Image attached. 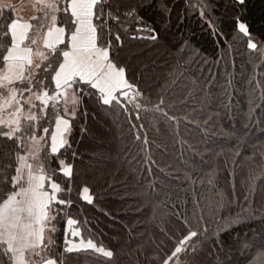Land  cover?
<instances>
[{
	"label": "snow or ice",
	"instance_id": "6c2138e0",
	"mask_svg": "<svg viewBox=\"0 0 264 264\" xmlns=\"http://www.w3.org/2000/svg\"><path fill=\"white\" fill-rule=\"evenodd\" d=\"M231 2L239 10L235 15L239 32L249 37L248 48L257 50V43H253L250 37L249 26L240 20V13L247 8V0ZM37 3L41 5L43 15L33 17L35 26L12 21L5 23L0 30V137L15 145V174L9 171L13 168L10 162L0 167V264H67L73 258L66 254L89 250L101 254L106 258L107 264H113L119 255L127 256L129 264H169L173 258H177L178 264H264V228L248 235H236L231 231L233 220L230 218L216 221L217 230L213 233L206 226L204 209H200L201 215L197 221L202 227L198 231L189 228L188 235L178 242L179 246L174 248L167 259L159 256L158 252L149 257L142 248L126 249L119 244L115 250L97 247L92 239L81 237L79 229L71 228L78 223L72 218L67 219L68 227L64 229V251H56L54 233L57 231L58 219L73 204L79 208V202L70 196L72 185L79 177L74 174L73 166L66 162L80 156L73 146L72 137L77 125L83 137L89 131L87 124L90 117L95 119V114L100 110L112 115L114 120L125 113L139 110L136 111L135 120L131 116L126 117L127 131L134 135V140L132 145L124 149L127 156L137 160L139 152H146L148 146L155 144L154 140L149 139L141 111L158 114L163 124L176 137L181 135L180 124L185 123L187 130V124L192 121L187 115H177L174 111L175 104L163 93L158 94L156 101L146 96L145 89L141 88L135 78L130 58L123 56L128 47L124 36H128L129 40L148 39L157 44L162 42L163 37L156 21L141 15V11L156 8L161 14L160 23L165 24L167 22L164 17L170 15V9L163 0H37ZM199 7L203 9L200 12L203 19L213 5L209 0H204ZM132 23L138 26L134 32H129ZM209 23L215 36L219 30L214 23ZM34 27L37 32H43V49L46 51L32 47L38 43L36 38L29 36V30ZM180 50L183 51V48ZM260 53L264 56V45L261 46ZM207 84L208 91L201 101L202 105L208 104L212 95L211 88L215 86V77L211 74ZM249 85V91L253 93L258 87L261 99L264 100V81H249ZM230 87H233L231 79L225 86L226 94H229ZM25 93L29 95L25 97ZM86 98L94 105L91 110ZM122 98L132 104L131 109L122 103ZM194 98V94L189 92L180 99V104L187 109ZM36 101L39 103H35ZM225 107L230 109L231 104ZM258 111H264V103L252 100L246 129L264 126V119L256 115ZM203 123L204 151L217 158L225 156L223 147L217 150L210 147L208 142L218 138L231 142L234 138L237 142L234 155H241L239 146L247 142L244 135L223 129L219 132L213 130L215 121L211 115ZM179 143L182 146L181 159H184L183 152L187 151L193 156L200 155L202 163L209 162L198 144H187L185 148V141L181 139ZM133 146L138 148L137 153L132 152ZM229 147H232L231 144ZM22 152L25 154H21ZM7 155L11 156L10 153ZM137 163L147 165L148 176L154 175L151 165L159 167V163L150 155L141 157ZM225 163L227 164V160ZM57 169L61 170L62 177L67 178L63 186L59 182L61 177L56 174ZM160 171L165 176L172 175L164 168ZM261 175H264V170ZM87 179L85 174L84 181L87 182ZM111 187L113 186L109 185ZM89 191L90 186L83 187V200L122 229H127L131 237L135 224H122L123 217L113 215L102 206L98 207L100 198L88 195ZM255 192V184H250L244 200L250 201ZM161 195H168L164 181L145 180L137 196L135 211L144 216L152 212L154 218L153 208L158 206L157 201ZM233 195H236L235 190ZM62 205L65 207L62 208ZM254 212L253 204L248 203L247 213L238 215L235 219L240 220L244 216L250 219ZM174 214L178 221L183 220V223L177 225L183 230L188 225L186 213ZM90 222L86 218L83 223L87 225ZM261 223L264 224V216H261ZM163 224L164 221L161 220V232L167 235ZM225 225L229 226L228 240L220 235V229ZM69 228L73 238L80 237L78 243L75 239L69 241ZM209 235L214 236L213 249L209 250L212 261L207 260L203 247V242L209 239ZM193 237L199 243H189ZM159 247L157 243V248ZM141 255L145 257L144 261L140 260Z\"/></svg>",
	"mask_w": 264,
	"mask_h": 264
},
{
	"label": "trees",
	"instance_id": "16d2710c",
	"mask_svg": "<svg viewBox=\"0 0 264 264\" xmlns=\"http://www.w3.org/2000/svg\"><path fill=\"white\" fill-rule=\"evenodd\" d=\"M163 2L170 9V15L164 17L167 22L165 24L160 23L161 14L156 8L147 12L141 11V15L156 21L163 37L162 42L157 44L148 39L129 40L128 36H124L128 47L123 56L130 58L135 78L141 88L145 89L146 96L156 101L158 94L163 93L175 104L174 111L177 115H187L192 123L187 124V130L185 123H181V135L176 137L172 135V130L163 124L158 114L140 112L148 129L149 139L154 140L155 144L148 146L146 152H139L137 160L145 155L154 158L159 167L156 164L151 165L153 176H148L146 164L137 163V160L127 156L124 151L134 140V135L127 131L126 117L131 116L135 120L136 111L139 110L125 113L118 120L100 110L95 114V119L90 117L87 124L89 131L83 137L77 125L73 129L72 137L73 146L80 156L75 160L70 158L66 162L73 166L74 174L79 177L72 185L73 191L70 194L74 201L79 202V208L73 204L72 208L68 209L66 214L62 213V218L58 219L57 231L54 233L58 253L64 251V229L69 218L78 221L74 228L80 230L81 237L92 239L97 247L115 250L119 244L126 249L142 248L149 257L158 252L159 256L165 259L179 246L178 242L188 235L189 228L198 231L202 227L197 222L201 215L200 209L205 210L206 226L213 233L217 230L216 221L230 218L233 220L231 231L236 235H248L264 228L261 223V216H264V175H261L264 170V126L245 128V124L249 122L248 113L252 100L264 103L258 87L254 93L249 91V81H264V56L260 53L261 46L264 45V0H247L246 10L240 13V20L249 26L250 37L253 43H257V50L248 48L249 37L239 32L235 18L239 10L233 7L231 0H209L213 7L207 10L208 15L203 19L200 16L203 9L199 5L204 0ZM42 15L41 12L39 17ZM12 21H15L13 7L0 9V30L4 28L5 23ZM209 21L219 30L215 36ZM32 24L35 26L36 21ZM137 26L132 23L129 32H134ZM210 74L215 77V86L211 88L212 95L208 104L202 105L201 101L208 91L207 81ZM229 79L233 85L228 88L230 95L225 92ZM52 87L54 88V85ZM189 92H192L195 98L185 109L180 104V99ZM24 95L27 97L29 94ZM86 103L90 110L94 107L87 98ZM122 103L127 108H132L128 100L122 98ZM228 104H231L230 109L225 107ZM210 115L215 121L213 130L219 132L223 129L245 136L247 142L240 144V156L234 155L237 143L234 138L231 142L222 138L208 142L210 147L217 150L223 147L225 156L217 158L204 151L203 122ZM256 115L264 119V111H258ZM181 139L186 142L185 148L187 144H198L204 158L209 162L202 163L200 155L193 156L187 151L183 152L184 159H181ZM229 144L232 147H229ZM14 149L12 141L0 137V167L10 162L13 168L9 171L13 175ZM132 152L137 153L138 148L133 146ZM233 161L236 163L233 164ZM161 168L172 175L165 176V173L160 171ZM56 174L61 177L59 182L63 186L67 178L62 177L60 169H57ZM85 174L88 177L87 182L84 181ZM253 176L256 178L252 179ZM155 179L165 182L168 195L159 197L158 206L153 208V218L152 212L144 216L135 211V206L141 184L145 180ZM250 184H255L256 192L250 201L246 202L244 194ZM109 185L113 187L109 188ZM85 186H90L88 195L100 198L98 207L102 206L113 215L123 217L122 224H135L131 237L127 229H122L83 200ZM248 203H252L255 209L252 218L244 216L236 220L238 215L247 213ZM213 209L218 211L214 212ZM174 213H186L188 225L183 230L177 227L183 220L178 221ZM86 218L91 222L84 225ZM161 220L164 221L167 235L161 232ZM228 230V225L220 229V235L226 240L230 239ZM69 234L70 230L68 239ZM79 239L80 237L75 241ZM213 239L214 236L209 235V239L203 242L208 261L213 259L209 251L213 249ZM193 241L199 243L196 237L189 243ZM157 243L160 245L159 249ZM66 255L73 258L67 264H107L106 258L91 250ZM180 255L183 256V253ZM144 259L141 255L140 260ZM113 264H129V258L119 255ZM169 264H178L177 258L170 260Z\"/></svg>",
	"mask_w": 264,
	"mask_h": 264
},
{
	"label": "rangeland",
	"instance_id": "374dc122",
	"mask_svg": "<svg viewBox=\"0 0 264 264\" xmlns=\"http://www.w3.org/2000/svg\"><path fill=\"white\" fill-rule=\"evenodd\" d=\"M24 1V2H23ZM20 2H22L23 4H22V20H25V19H27V20H32L33 19V17H38L39 18V14L42 12L41 10H40V8H41V5H39L38 3H37V0L36 1H32V2H30V1H25V0H0V6L2 7V6H4V5H7L6 7H4V8H11L12 7V5H14V4H17V3H20ZM1 4H3V5H1ZM3 8V7H2ZM42 14H43V12H42ZM35 32H33L31 35H33V38H36L37 39V41H41V39H42V37H43V33H42V31L41 32H37L36 30H34ZM38 101H36L35 103H37ZM74 226L75 225H73V226H71V228H74ZM68 227V226H67ZM71 228H69V230H70V234H69V240H74V239H77V238H79V237H77V238H73L72 237V235H71ZM46 235H47V233H46ZM75 242H79V241H75Z\"/></svg>",
	"mask_w": 264,
	"mask_h": 264
},
{
	"label": "crops",
	"instance_id": "0c3cea01",
	"mask_svg": "<svg viewBox=\"0 0 264 264\" xmlns=\"http://www.w3.org/2000/svg\"><path fill=\"white\" fill-rule=\"evenodd\" d=\"M26 2L27 1H30V2H32V1H36V0H25ZM24 2V1H23ZM22 2H20V3H17V4H14V5H12V7H13V10H14V14H15V22H18V23H30V24H32L33 23V21H35V20H27V19H25V20H22L21 18H22ZM1 5H3V4H1ZM3 7V8H2ZM0 6V9H8V8H4L5 6ZM22 7V8H21ZM33 32H35L34 31V28L33 29H30L29 30V36L30 37H33V35H31ZM43 33V32H42ZM43 35V34H42ZM26 43H28V41H26ZM34 49H36L37 47L40 49V50H42V51H46V50H44L43 49V42H42V39H41V41L39 42L38 41V43H37V45H33L32 46Z\"/></svg>",
	"mask_w": 264,
	"mask_h": 264
}]
</instances>
